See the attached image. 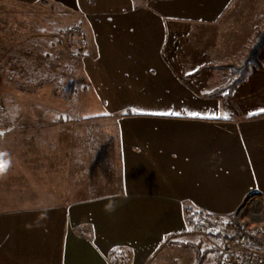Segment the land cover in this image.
<instances>
[{"label":"crops","instance_id":"1","mask_svg":"<svg viewBox=\"0 0 264 264\" xmlns=\"http://www.w3.org/2000/svg\"><path fill=\"white\" fill-rule=\"evenodd\" d=\"M49 2L83 15L93 48L68 101L41 51L15 46L32 19L0 16V264L157 262L198 217L230 226L264 203V71L211 94L229 69H200L242 57L264 0Z\"/></svg>","mask_w":264,"mask_h":264},{"label":"rangeland","instance_id":"2","mask_svg":"<svg viewBox=\"0 0 264 264\" xmlns=\"http://www.w3.org/2000/svg\"><path fill=\"white\" fill-rule=\"evenodd\" d=\"M13 15L17 18L19 17V19L22 17L32 19L31 24L21 23L10 26V33L14 34L15 38H17L15 46L31 47L34 50H40L41 57L30 58L32 59L31 63L37 64L41 61L42 64H46L49 68V80L56 79L60 75H63V83L67 86V89H65V99L66 96L69 95L68 101H71L70 94L72 93H70V91H78L80 88L79 84H81L77 76V73L80 71L81 57L87 53L89 48H93L90 28L86 24L83 15L79 12L63 8L55 3H45L42 1L31 5L20 4V6L9 11L6 9L0 10V16ZM1 42L3 41H0V43ZM5 43L6 42H3V44ZM8 61L9 58L0 57V64L6 66V64L9 63ZM56 67L62 70V73H57ZM68 82H70V85H68ZM41 99L42 98H40V100ZM41 101V103H44L43 99ZM2 112L3 110H0V115H2ZM249 201L250 200H248V203ZM251 203L252 202H250L247 209L251 208ZM262 207L264 210V203ZM263 221L253 223V228L246 229L256 237L257 245L262 249H264ZM188 230L169 236L168 240L163 242V246H161L158 252L159 256L161 255L163 259L157 262L150 261L147 264H195V250L192 247L182 246L178 241H201L204 248L211 249L205 264H215L217 255L210 244L200 236L188 233ZM118 255L121 254L118 253ZM116 257L117 254L113 256V264H116ZM128 263L127 258V264Z\"/></svg>","mask_w":264,"mask_h":264},{"label":"built area","instance_id":"3","mask_svg":"<svg viewBox=\"0 0 264 264\" xmlns=\"http://www.w3.org/2000/svg\"><path fill=\"white\" fill-rule=\"evenodd\" d=\"M261 199L248 200L239 208L230 226L218 219L198 217L188 233L200 236L216 252L215 264H264V249L257 245L256 237L248 232L253 223L264 220ZM251 203V208L248 205ZM264 222V221H263ZM116 264H127L124 255H117Z\"/></svg>","mask_w":264,"mask_h":264},{"label":"trees","instance_id":"4","mask_svg":"<svg viewBox=\"0 0 264 264\" xmlns=\"http://www.w3.org/2000/svg\"><path fill=\"white\" fill-rule=\"evenodd\" d=\"M48 3L49 0H41ZM264 46V21L256 28L255 34L249 40L246 50L238 61L231 62H214L209 65L202 66L200 69L208 67H224L229 69L230 78L221 87L213 90L211 94L219 93L227 89L231 93L250 73L252 67H258L264 71V65L259 59V52ZM195 74V73H194ZM134 111L125 110L123 114H131ZM264 113V112H263ZM260 113V114H263ZM182 246L192 247L195 250V264H205L210 248H204L201 241H178Z\"/></svg>","mask_w":264,"mask_h":264},{"label":"snow or ice","instance_id":"5","mask_svg":"<svg viewBox=\"0 0 264 264\" xmlns=\"http://www.w3.org/2000/svg\"><path fill=\"white\" fill-rule=\"evenodd\" d=\"M5 167H6V163L2 161V154H0V170H3Z\"/></svg>","mask_w":264,"mask_h":264},{"label":"water","instance_id":"6","mask_svg":"<svg viewBox=\"0 0 264 264\" xmlns=\"http://www.w3.org/2000/svg\"><path fill=\"white\" fill-rule=\"evenodd\" d=\"M5 130L0 128V134H4Z\"/></svg>","mask_w":264,"mask_h":264},{"label":"clouds","instance_id":"7","mask_svg":"<svg viewBox=\"0 0 264 264\" xmlns=\"http://www.w3.org/2000/svg\"><path fill=\"white\" fill-rule=\"evenodd\" d=\"M6 171V168H4L3 170H0V173H4Z\"/></svg>","mask_w":264,"mask_h":264}]
</instances>
